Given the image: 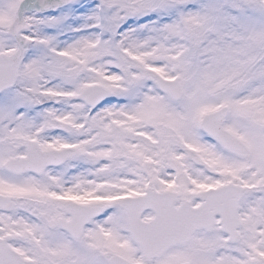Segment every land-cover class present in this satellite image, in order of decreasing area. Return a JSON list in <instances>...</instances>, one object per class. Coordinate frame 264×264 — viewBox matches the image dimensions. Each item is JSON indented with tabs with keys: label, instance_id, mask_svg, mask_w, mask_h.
Returning <instances> with one entry per match:
<instances>
[{
	"label": "snow or ice",
	"instance_id": "6c2138e0",
	"mask_svg": "<svg viewBox=\"0 0 264 264\" xmlns=\"http://www.w3.org/2000/svg\"><path fill=\"white\" fill-rule=\"evenodd\" d=\"M0 264H264V0H0Z\"/></svg>",
	"mask_w": 264,
	"mask_h": 264
}]
</instances>
